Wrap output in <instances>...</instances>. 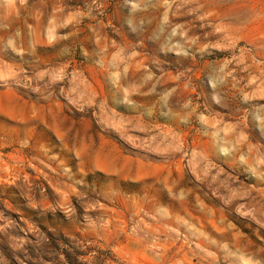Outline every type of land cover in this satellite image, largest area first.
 Wrapping results in <instances>:
<instances>
[{"label": "rangeland", "instance_id": "1", "mask_svg": "<svg viewBox=\"0 0 264 264\" xmlns=\"http://www.w3.org/2000/svg\"><path fill=\"white\" fill-rule=\"evenodd\" d=\"M0 264H264V0H0Z\"/></svg>", "mask_w": 264, "mask_h": 264}]
</instances>
